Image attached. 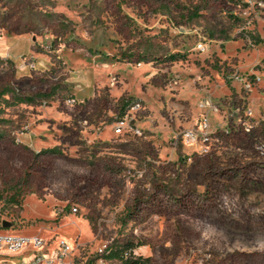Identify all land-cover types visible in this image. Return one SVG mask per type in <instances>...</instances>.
I'll return each instance as SVG.
<instances>
[{"label":"rangeland","instance_id":"1","mask_svg":"<svg viewBox=\"0 0 264 264\" xmlns=\"http://www.w3.org/2000/svg\"><path fill=\"white\" fill-rule=\"evenodd\" d=\"M263 21L264 0H0V234L69 236L77 263L111 242L107 264L140 259L129 250L147 264H264ZM67 52L161 66L169 94L187 81L204 94L202 113L176 127L185 112L167 110L166 142L146 102L111 98L125 70L87 99Z\"/></svg>","mask_w":264,"mask_h":264},{"label":"crops","instance_id":"2","mask_svg":"<svg viewBox=\"0 0 264 264\" xmlns=\"http://www.w3.org/2000/svg\"><path fill=\"white\" fill-rule=\"evenodd\" d=\"M260 25H262V23H260ZM33 41L35 40L33 39ZM1 43L2 42H0V45ZM18 43L21 42L18 40ZM259 44H261L260 49L264 48V40H262ZM27 47L29 53L36 52L35 49L32 48V44H29V46ZM262 59H264V56H262ZM65 60L73 70H83L79 75L80 77L75 79V82H81V84L85 85V89L87 90H85L84 92L86 93L85 96L87 99H96L101 95L102 92H108L109 90L107 88L111 84L112 72H114L115 70L120 72L122 70H125V86H121L115 90L109 91L111 98L119 99L125 92V95L139 98L146 102V104L152 111L153 119L155 120V125L153 126L154 131L156 133L158 131L162 132L163 137H165L166 139V142L168 141V139H171L173 135L172 129H170L169 126L166 125V121L164 120V115L167 110L171 111L179 109L180 111L185 112L186 120L180 121V118L177 119L175 124L176 127L180 125L184 127H191L195 123V117L197 118L202 113L199 105L201 102L200 98L204 97V94L199 92L196 89L195 85L189 81L184 82L182 87L175 94H169V92L165 91L163 87V82L166 78V70H164L161 66L153 67L151 63H145L138 67H133L125 64V68H120L115 65L113 66L109 64L97 65L96 63H94L91 57H87L82 54L75 55L71 52L65 53ZM219 91L220 90L217 91V94ZM165 102H168V105H165ZM54 115H58V113L56 112ZM214 117L215 115H212V119H215ZM150 124L153 123L146 122L145 126L147 127ZM160 144H162V142H160ZM164 148L165 149L161 152L162 155L167 153V151L165 152V150H167V147ZM196 150V147H188L186 149L188 153H194ZM65 220H74L77 223L79 222L73 218H66ZM80 226L81 231L78 235H76V244L78 239H82L80 238V235H84L83 230L85 226L83 222L80 223ZM65 238L72 240V238H70L69 236L47 238V240L49 239L48 241L50 243V251L52 252L58 247L57 241L65 240ZM77 246L73 248L75 249L77 248ZM17 257L22 258V261H20V263L14 264L26 263L33 258V252L29 250L28 252Z\"/></svg>","mask_w":264,"mask_h":264},{"label":"built area","instance_id":"3","mask_svg":"<svg viewBox=\"0 0 264 264\" xmlns=\"http://www.w3.org/2000/svg\"><path fill=\"white\" fill-rule=\"evenodd\" d=\"M69 103L72 104V101H69ZM140 107V104L135 102L131 105V110L136 112ZM130 115H132L131 119H133V113ZM201 127L206 129L208 127L207 123L204 122ZM122 129L123 124L118 127L116 133L122 134ZM183 140L187 144H198L199 136L196 132L191 131L183 135ZM200 152L206 153L207 150L202 148ZM72 212L77 213V209H72ZM0 228H4L3 225H0ZM110 243L104 244L97 250L96 259L93 261H89L86 257L80 258L77 263L73 257L75 249L65 240H60L58 247L51 252L49 241L40 236L21 237L0 234V264H12L10 262L12 256H20L29 250L33 252V258L22 264H107L105 255L109 254ZM124 255H126V258H142L137 250H129Z\"/></svg>","mask_w":264,"mask_h":264},{"label":"trees","instance_id":"4","mask_svg":"<svg viewBox=\"0 0 264 264\" xmlns=\"http://www.w3.org/2000/svg\"><path fill=\"white\" fill-rule=\"evenodd\" d=\"M4 95V94H3ZM29 102V100H28ZM21 103H25L24 101L21 100ZM43 153H59L58 148H54V149H50V150H46ZM18 194H15V196H13V198L11 199V203H17L18 202ZM149 258H140L139 260L133 261L131 264H147V262H149Z\"/></svg>","mask_w":264,"mask_h":264},{"label":"water","instance_id":"5","mask_svg":"<svg viewBox=\"0 0 264 264\" xmlns=\"http://www.w3.org/2000/svg\"><path fill=\"white\" fill-rule=\"evenodd\" d=\"M3 227H4V228H10V227H11V224H10V223H7V222H5V223L3 224Z\"/></svg>","mask_w":264,"mask_h":264}]
</instances>
